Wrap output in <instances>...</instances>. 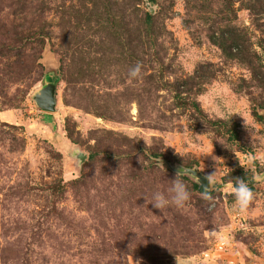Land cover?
I'll return each mask as SVG.
<instances>
[{"label": "rangeland", "instance_id": "rangeland-1", "mask_svg": "<svg viewBox=\"0 0 264 264\" xmlns=\"http://www.w3.org/2000/svg\"><path fill=\"white\" fill-rule=\"evenodd\" d=\"M0 264H264V0H0Z\"/></svg>", "mask_w": 264, "mask_h": 264}, {"label": "clouds", "instance_id": "clouds-1", "mask_svg": "<svg viewBox=\"0 0 264 264\" xmlns=\"http://www.w3.org/2000/svg\"><path fill=\"white\" fill-rule=\"evenodd\" d=\"M141 73L142 65L138 63L136 67L131 70L129 75L130 78L136 79L141 76ZM186 172L187 170H179L176 178L173 181H170L172 185L170 189V197L162 192H156L153 195L152 203L150 204L154 205V207L159 210L166 209L170 205H175L177 208H184L192 198L188 185L182 179H179V177L184 176ZM215 174L207 176L205 179L209 182ZM229 187L234 194V206H238V211L243 213L252 203L256 194L249 187L245 179H237V182L234 185H229ZM202 195L206 201H212L215 199L206 193ZM212 231H215V229ZM221 243L227 244L228 241L221 240Z\"/></svg>", "mask_w": 264, "mask_h": 264}, {"label": "water", "instance_id": "water-1", "mask_svg": "<svg viewBox=\"0 0 264 264\" xmlns=\"http://www.w3.org/2000/svg\"><path fill=\"white\" fill-rule=\"evenodd\" d=\"M54 96H55L54 86H47L45 89L41 91V94L36 98L37 106L44 112H48V113L53 112L55 110Z\"/></svg>", "mask_w": 264, "mask_h": 264}]
</instances>
